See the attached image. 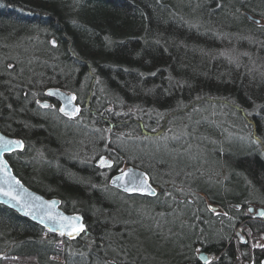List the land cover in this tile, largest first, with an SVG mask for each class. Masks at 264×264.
<instances>
[{
    "label": "trees",
    "instance_id": "trees-1",
    "mask_svg": "<svg viewBox=\"0 0 264 264\" xmlns=\"http://www.w3.org/2000/svg\"><path fill=\"white\" fill-rule=\"evenodd\" d=\"M159 1L167 3L168 0H72L70 9L65 6L66 0H0V130L27 144L28 154L24 150L8 157L10 162L15 158L16 173L25 177L22 174L32 161L24 160L28 155L34 158L35 153L47 156V172L51 176L42 179L47 182L45 186L38 187L40 193L60 199L66 212L77 211L84 216L89 235L85 233L80 241L67 242V247L72 243H81L79 246L82 247L83 243H91L90 240L98 237L104 240L107 254L115 256L112 253L115 249L118 252L128 251L125 245L120 244L126 238L122 236L126 230L121 227L120 230L109 232L110 221H107L108 217H120L119 208L107 194L117 191L110 188L107 180L123 162L146 171L152 183L163 186L164 192L168 191L173 196L177 195V188L199 183L200 176L198 173L191 174L193 168L190 162L188 165L181 162L183 157L180 156L176 162L173 156L166 155L165 150L160 157L145 153L152 151L150 138L135 140L145 145L139 154L128 156L120 152L119 147L125 144L127 138L134 140L131 135L136 128L129 127L134 118L139 119L137 121L141 127V123H145L148 132L152 125L158 126L156 123L151 124L153 120L150 118L148 120L146 116H139L144 110L154 111L167 119L172 117L170 112L174 113L173 116L179 115L176 121L187 128L186 136H192L189 143L198 146L193 151L182 148L190 157L189 160L193 159L198 167L208 170L209 165L201 158L211 159V167L226 173V179L222 181L223 192L217 193L222 201L215 200L208 190L194 191L202 192L208 200L220 204L227 214L223 217L225 225L233 220L228 229L222 228L228 237H231V229L235 225L245 222L246 216L242 212L244 203L258 204L264 208V153L257 151L264 145V30L259 33L260 26L252 24L241 14V10L257 14L254 7L261 5L264 8V0H203L202 14L197 7L195 16L199 19L193 17L192 20L177 16L173 9L169 10L168 5L163 6ZM203 15L209 19L207 23L201 18ZM44 29L49 32L42 34ZM49 34L57 37L59 52L71 49L77 58L72 59L66 53L63 56L57 55L58 50L51 48L46 40H41L45 48L40 50L41 43L37 39ZM39 53L40 56L44 53V56L36 60ZM85 55L88 57L86 64L94 69L90 77L86 74L87 68L83 70L84 64L79 62L84 60ZM98 61L103 65L109 63L110 66L108 69L102 64L98 67ZM66 64L72 66L65 67ZM79 71L83 73L79 74ZM80 85L85 86L87 91L86 96H82L87 98L84 99L87 100L86 114L82 116L91 119L95 117L93 112L98 114L109 108L113 111L116 109V112L122 110L121 116H111L117 118V121L122 120L124 125L119 127L109 142L105 141L107 138L102 139V135L98 139L99 136L92 133L77 134L75 129L79 125L78 120L71 122L58 115L53 117V111L37 106L36 98L43 97L42 91L47 86L73 89L78 97ZM98 88L103 94L101 99L95 100L91 94ZM208 98L217 103L236 104L244 111L245 122L249 123L246 131L241 132L248 137L247 142L243 143L245 147L242 144L225 143L226 135L218 128V133H214L211 127L203 125L200 129L206 132V138L202 140L196 134H190L188 129L191 130L192 126L189 124L197 121L198 116L193 117L185 111L191 105H199ZM134 110L139 113L134 114ZM240 116L235 113L230 117L231 122L243 125ZM61 123H74V127L65 130L59 127ZM91 126L96 125L92 123ZM233 129L232 132L237 131ZM143 131L141 128L140 132ZM140 132L137 130V133ZM69 133L74 135L71 138L75 141L76 149L82 157L88 159L87 163L77 159V152L65 149V140L71 139ZM251 134L254 143H258L257 149L249 140ZM210 135L220 148L207 143ZM165 143L177 154L178 149L174 148L172 142ZM60 151L64 154L58 155V152L62 153ZM101 153L110 155L115 161L112 168L100 170L90 162L96 156H101ZM181 155L184 156L183 153ZM163 157L169 160L165 161ZM103 176H107V179ZM230 178L236 179V182ZM243 181L247 185H242ZM227 189L233 192L238 189V193H233L238 195V199H226L228 195H224V192ZM184 203L195 211L196 204L200 203L201 213H197L200 218L205 217L217 224L222 221L218 217H209L210 212L203 206L201 198ZM232 203L240 204L242 211L229 209L228 205ZM228 215L230 217L227 218ZM217 224L216 233L221 228ZM243 230L249 236L258 232L264 237V219L246 221ZM209 236L208 239L206 236L203 238L206 246H201L202 251L212 255L220 254L211 264H236L239 261L260 264V259L264 257V247L252 249L249 242H233L221 252L223 246L219 248ZM55 239L56 236L52 234L41 236V229L35 224L0 205L1 257L15 256L27 262L47 264L39 260L45 256L49 262L55 263L52 260L53 254L61 253L55 249ZM210 243L214 245L213 251L209 250ZM188 246L189 249L192 247ZM7 247L12 250H6ZM182 249L184 253L179 256L184 255L181 261L183 264H199L196 255L189 249ZM241 252L244 254L240 257ZM84 254L82 252L80 255ZM115 257H112L113 264L116 261L134 264L129 259L115 261ZM78 258L76 253L70 255L66 264H70L69 261L72 264L75 260L80 261ZM92 258L87 259L88 264L97 261ZM5 261L2 263L5 264Z\"/></svg>",
    "mask_w": 264,
    "mask_h": 264
},
{
    "label": "rangeland",
    "instance_id": "rangeland-1",
    "mask_svg": "<svg viewBox=\"0 0 264 264\" xmlns=\"http://www.w3.org/2000/svg\"><path fill=\"white\" fill-rule=\"evenodd\" d=\"M75 1V0H73ZM178 2L179 5H181L183 8H190V10H195L199 5H203L202 2L203 0H192V5L188 2L189 0H176ZM72 0H66V7H71L72 6ZM230 3H232V1H230ZM194 4V5H193ZM233 4V3H232ZM61 5H64L63 3ZM196 5V6H195ZM234 7V6H233ZM257 10H254L255 13H251L245 10H241V14H243L245 16L246 19L249 20V22H251L252 24L256 25V26H260L259 27V33L262 32V30H264V8L261 7V5H257L256 7ZM70 9V8H69ZM185 9V11H187ZM198 11L195 12V14ZM183 14V13H182ZM181 14V15H182ZM195 14L193 15L194 17ZM183 16V15H182ZM180 16V17H182ZM185 17V16H184ZM188 17H185V19H187ZM193 18V17H192ZM192 18H189L192 20ZM71 19L73 20V18L71 17ZM195 20V18H194ZM196 21V20H195ZM261 30V31H260ZM45 31V32H44ZM49 32L47 30H43V33ZM47 36V37H46ZM45 37H41L38 38L37 40L40 41L39 43H41V40H46V43L51 47V48H55L59 50V44H58V40L57 37L54 36V34H49L46 35ZM33 37H31L30 41L32 40ZM36 39V38H35ZM29 41V42H30ZM53 42H55V46L53 45ZM44 43V42H43ZM42 45H45L41 43L39 49H44L45 47ZM63 48V47H61ZM43 52V51H42ZM68 54L67 56H70V58L75 59L77 58L75 54H73V51L71 49H64L61 52H59L57 55L63 56V54ZM42 56H44V53ZM30 58L32 56L28 55ZM40 56V53L38 54V57L36 60H40L42 57ZM21 58V57H20ZM88 57L85 55L84 56V60L79 61L81 64H84V69L86 70L87 68V75L90 77L94 74V69L89 65L86 64ZM69 59H67L65 62H67ZM59 62V60H58ZM32 63V62H31ZM30 63V64H31ZM52 63V62H51ZM49 62V64H51ZM63 63V62H61ZM48 64V65H49ZM102 63H100V61H98V64L96 66L100 67ZM103 65V64H102ZM72 65L66 64L65 67H71ZM105 66L104 68H107L110 66L109 63H107V65H103ZM33 67V66H32ZM63 70H64V65H63ZM97 68V67H96ZM108 69V68H107ZM81 70V71H83ZM79 71V74L83 73ZM74 73L76 72L75 70L73 71ZM42 74V73H40ZM57 86H47L43 89V93L42 96L40 98H36V103L37 106L40 108V102H42L41 100L44 98V96H47L45 94V91L47 89L50 88H56ZM59 88V87H58ZM81 88V90H80ZM86 87L83 85L79 86V96L77 97V95L74 93L75 90L73 89H67L65 88L64 90H62L64 93L66 92L67 94L72 95V97H75V100H73V103L75 104V107L77 109H79L78 112H76V114H74L72 117H68L67 115H65L64 113H62L60 111V105H58V103L60 104V101L57 100L55 101V107L49 106L50 109L53 111V117H55L54 115H58L61 116L64 119H69L71 122H75V121H79V125L78 127L75 129L76 133H80V134H87L90 135L91 133L93 135H97L100 137V135H102V139H106L105 141L109 142V139H111L112 137H114L113 135L116 134L117 131H119V127L123 126L124 123H121V121H117V116H121L122 114V110H118L116 112L113 110H107L106 112L102 111L99 112L98 114H96L95 112H93V114H95V117H91V119L89 117H84L82 115H85V109H86V102L87 100L84 101V99H87L86 97H82V96H86ZM61 90V89H60ZM100 88H98L97 90H95L94 94V98L95 100L97 99H101L102 98V92L99 91ZM81 95V96H80ZM90 95V97H91ZM41 99V100H40ZM46 101V100H45ZM205 102H208V104L206 105ZM202 102V103H198L199 105H191V107H188L187 110L185 111V113H189L192 114V116L197 117V121L195 122H191L189 125L190 127L192 126V129H188L190 134L194 133L196 134L201 140L206 138V132L204 130H201L200 128L204 125V126H209L211 127V131L214 133H218V130L216 128H218L219 130L222 131V133L224 132V134L226 135V140L224 141L225 143H232V144H242L243 147H245V143L244 141L247 142L248 137L246 135H243L241 132H245L247 129V126L249 123L245 122L246 118L244 115V111L241 110L236 104H232V103H224V102H215L214 100L208 98L207 101ZM85 105V106H84ZM195 106V107H194ZM226 106V107H225ZM193 107V108H192ZM197 107V108H196ZM194 108H196L195 110H193ZM42 109V108H41ZM57 111V114H56ZM60 111V112H59ZM126 111V110H124ZM123 111V113H124ZM128 111V110H127ZM131 111V109L129 110V112ZM55 112V113H54ZM104 112V113H103ZM134 112V114L139 113L138 111H132ZM156 112L152 111L148 112L146 110L142 111V113L139 116H146L149 120H153L151 122V124L156 123L158 126L154 127L153 125L150 127L151 131L148 132V130H145V123H141L142 127L139 126V122L137 120V118L133 119V122L129 125V127H133L136 128V131L134 133H132L131 137L134 139L133 141L130 138H127V140L125 141V144H121L122 146L119 147V150L121 153H125L128 154V156H133L135 154H139L141 152V148L144 146L141 144H139L137 141L135 140H139L143 139V138H150V143L153 147H150L152 149V151H146L145 153L149 154L150 156L154 157H160L161 156V152H166V155H171L173 156V160H175L177 162V160H180V156L183 157V159L181 160V162H183L185 165H188V163L190 162L191 164V168H193V170L191 171V174L194 173H198V176H200L199 179V183L195 184V185H191L189 183V185H187L185 188H177V195H171L167 192H164L165 188H162L163 186H158L157 184H154L150 181L148 174L146 173V171H143L146 174L147 177V181L149 182V184L151 185V187L153 189H155L156 191V195H141V194H129V193H125L122 192L121 190H119L117 187L115 186H111L109 181L112 178L113 175L115 174H119L121 172H123V170H125L126 168L132 167V168H137V167H133L131 165H129L127 162H123L118 169L115 170V172H113L111 175H109V178L107 180L108 185L110 186V188L113 190H116L117 192L113 191V194H108V196L110 195V198L112 199L111 201H113L114 204L117 205V207L119 208L120 211L119 215L120 217H116L113 216L112 219H110L109 217L107 218V221H110L109 224V232L113 231H117L121 229L122 225H133L134 227L131 228V230L128 232L127 231V235L125 239V241H123V243L119 242L120 244L123 245H127V252H118L117 249H115V251H113L112 253L115 254V256L113 254H107L105 252L106 247H104V240L102 239H94V240H90L92 241L91 243H83L82 247H80L79 245L76 244H69V246H66L67 242H72V241H80L82 239V237H84L85 233H87V229L88 227H86V222L84 219V216H82L79 212L74 211L71 213H68L64 210V208L62 207V203L61 200L56 198V197H46L44 195L41 196L44 197L45 200L48 199H56L59 202V205L57 206L59 210H61L63 213H65L66 215H76L77 217L80 218L81 220V224L83 225L84 230L82 232H80L79 234H77L76 236L72 237V239L68 238L65 235H61L58 232H53V231H49L46 227H45V232L42 235L44 237L45 236H50L51 234L56 236L57 239L56 240V250H58L59 254H53L52 256V260L55 263L49 262L45 256H43V260L41 259L42 262H46L47 264H66L67 259H70V255L73 254H77L79 256V258L77 260L80 261H74V264H88L89 261L87 259H89L88 257H93V255H95L96 259H97V263H103V264H113L114 263V257H115V261L116 259H118V261H122V260H127L129 259L130 261H133L134 264H183V262H181L184 259V255L179 256L181 253H184L182 248H185L184 250L188 251L189 249V244L187 242V240L191 239V235L192 239H196V241L192 243V247L189 249V251H191L192 254L196 255L199 264H204V262L202 261L203 259H207L210 264L212 262H214L215 259H217L220 254L217 255H212V254H208L205 251H202V247L199 244V242L201 240H203V238L206 236H208V234L205 232L207 229H209L208 227H211V225H213V222L207 221L205 217H199V215L197 214L198 212L201 213L200 211V203L196 204V208H197V212L192 209L191 207H189L187 204H185L184 202H192V200L194 199H202L203 200V204L205 206V209L210 212L209 217H218V220L221 219L223 221V217H225V210L220 206L217 205L216 203H213L212 200H208L206 198V195L202 192H197L194 191V189H205V191H209L211 193V195L215 196L217 195L218 191H220V193L222 194V181L224 179H226V173H224L223 170L220 171V169H216L210 166V164L212 163L211 159H205V158H201L203 160V162H205L206 164H208L209 168L208 170H204L203 168L198 167L195 163H193V159L192 161L189 160V156H187V154L184 153V151L182 150V148L186 151H193V148H198V146L193 145V143H189L191 142L189 140V138L186 136V129L183 128V125L179 124V122H177L176 120L179 118V115L176 116L177 114H175V116L172 115V117H169L168 119L165 118V116L163 115H159V114H155ZM186 113V114H187ZM216 113V114H215ZM235 113H238L242 116H240V118L242 119L241 121L243 122V125L238 123V122H231L230 117L234 116ZM113 114V116H115L114 118L111 117ZM183 116H185L183 113L181 114ZM107 116V117H106ZM178 117V118H176ZM112 121H109V120ZM155 120V121H154ZM129 122V121H128ZM92 123L96 126L92 127ZM97 123V124H96ZM173 123V124H172ZM65 126V123H63ZM76 124V123H75ZM91 124V125H89ZM236 125H241V127H238ZM126 128L127 125H125ZM160 126V127H159ZM59 127H61V124L59 125ZM74 127V123L73 125H68L67 128L69 130H71V128ZM63 128V127H62ZM65 128V127H64ZM65 128V130L67 129ZM143 128V132H140V129ZM235 128V130L232 132ZM137 130H139L140 133H137ZM154 131V132H153ZM73 132V131H70ZM0 133L1 132L0 130ZM6 136H8L11 139H15L18 141H21L23 144V147L18 150V149H14L13 152L11 153H6L3 154L6 162L8 164V166H10L11 171L13 173L14 176H18L21 178V176H19L16 173L15 170V164H16V160L15 158H13L10 162V160L8 159L9 155L11 154L13 155L14 153H21V152H26L27 148V144L22 141L20 138L18 137H12L10 135H7L6 133H3ZM77 134H75V136H77ZM55 135V134H54ZM57 135V134H56ZM68 136L71 138H73V134L69 133ZM55 136H53L52 138H54ZM71 138V139H72ZM208 139H210L212 141V143L210 142V140L207 139V143L209 145H212L214 148H216L215 146L219 145L217 144V141L214 140V138L210 135L209 137H207ZM67 139L64 142V145L66 146L65 149L70 152L75 151V153L77 152V159L80 158V161H83L85 163H87L86 161L88 159H85V157H82L81 153H78L79 151H77L76 149V144L74 143L75 141H73V139ZM161 140V141H160ZM250 142L251 144H255V148L256 144L258 143H254V138H253V134H251L250 137ZM78 141H82L80 139H78ZM120 142V141H119ZM165 142H172L174 144V148L177 150L178 152L177 154L175 152H173L172 148L167 146ZM236 142V143H233ZM253 142V143H252ZM79 143V142H78ZM138 143V144H137ZM204 144V142H203ZM120 145V144H119ZM229 146V145H228ZM259 147V146H258ZM260 150H257L259 152H261L262 154L264 153V145L263 147H260ZM60 149V148H59ZM180 149V150H179ZM87 149H84L83 151H86ZM157 150V151H156ZM143 151V150H142ZM181 151V152H180ZM57 152V151H56ZM62 152V151H60ZM74 153V152H73ZM183 153L184 156H182L181 154ZM191 153V152H190ZM26 154V153H25ZM27 154H28V150H27ZM64 154L59 153L58 155ZM65 154H67V152H65ZM106 153H101V156H96L97 158H94V160L90 161L93 162V164L95 165V167H97L100 170H104V169H110L112 168L113 164L115 161H113L112 157H110V155H105ZM27 156V155H25ZM35 158L33 157V155H28L27 157L24 158V160H32L31 163L28 165V168L26 170L27 176H28V181L26 183L21 182L22 186L24 187L25 190H31L32 192L34 191H39V186L43 187L46 185L47 180H42L45 177L48 178L49 176H51V173L47 172V163L45 159H47L46 157H44L43 155H37L36 153L34 154ZM196 157V156H194ZM34 158V159H33ZM83 158V159H82ZM164 158V157H163ZM185 158V159H184ZM101 159L107 161L108 163L111 164V167H107V166H101L100 161ZM165 161L169 160L167 157L164 158ZM78 160V161H79ZM51 161V160H50ZM198 161V159H197ZM199 162V161H198ZM27 165V164H26ZM57 166V165H56ZM223 168V167H222ZM221 168V169H222ZM138 170H141L140 168H137ZM217 170V171H216ZM105 173V172H103ZM105 177V179H107V176H103ZM231 179V178H230ZM228 180V179H227ZM235 181L236 179H231V181ZM236 182V181H235ZM242 185H247V183H245L243 181ZM230 186V185H229ZM22 187V188H23ZM20 187L16 188V190L18 191ZM189 189H193V191L189 190ZM25 190H23L22 194H25ZM227 190L229 191V193L227 192ZM224 192V195H229V194H233V193H238V189H235L234 192L231 191L230 189H227ZM19 192V191H18ZM21 194V195H22ZM39 194V195H40ZM156 199V200H153ZM1 206H3L4 208H7L9 210H11L15 215L17 214L20 218H24V216L21 215V213L17 210V209H13L12 207L8 206V205H4L3 203H0ZM247 206H251L254 208V212L251 213V217L255 218L256 221H261L263 218H258L261 215H257L259 212L258 210H262V212H264V208L258 204H246ZM211 206V207H210ZM209 207V208H208ZM229 209H235L237 212L242 211V207L240 206V204L235 203V204H231L228 205ZM219 208V209H218ZM252 208V209H253ZM123 210V211H122ZM194 210V211H193ZM247 212V211H245ZM243 212V213H245ZM122 214V215H121ZM209 214V213H208ZM251 221V220H249ZM220 222V221H219ZM226 222V221H225ZM37 223V222H36ZM245 222H239V224L235 225L231 231V238H230V242H238L239 244H246L247 242H249L250 247L252 249L254 248H259V247H264V237L261 233L256 232V234H252V236L247 235L246 231L243 230V228H241L243 226ZM38 225H41V223H37ZM237 227V228H236ZM86 231V232H85ZM252 231V230H251ZM254 232V231H252ZM51 233V234H50ZM89 235V234H88ZM87 235V237H88ZM90 237V236H89ZM185 242V243H184ZM71 245V246H70ZM10 248L7 247L6 250ZM12 250V248L9 249V251ZM84 252V255H80L82 252ZM105 252V253H104ZM120 253V255H119ZM186 253V252H185ZM242 254L240 255V257L244 254L243 252H241ZM70 254V255H69ZM102 257V258H101ZM113 257V258H112ZM189 257V256H188ZM104 258V259H103ZM96 259L92 258L93 261H95ZM176 259H180L177 260ZM6 260L5 264H37L35 261H24L17 259V257L15 256H5V257H1L0 254V264H3L2 262ZM176 261V262H175ZM70 264H72V261H69ZM95 262V264H97ZM240 264H251L249 262H245V261H239ZM264 257L262 259H260L259 263L260 264H264ZM116 264H122L121 262H117ZM124 264H130V263H124ZM239 264V263H236Z\"/></svg>",
    "mask_w": 264,
    "mask_h": 264
},
{
    "label": "water",
    "instance_id": "water-1",
    "mask_svg": "<svg viewBox=\"0 0 264 264\" xmlns=\"http://www.w3.org/2000/svg\"><path fill=\"white\" fill-rule=\"evenodd\" d=\"M51 93V95H49ZM45 94L50 98H57L61 102L60 109H65V112L74 113L76 112L75 105L73 106V100L71 103H69V100L71 99L72 95L64 93L62 90L58 88H50L45 91ZM45 103V102H44ZM44 103L40 102V105H44ZM47 103V102H46ZM62 112V111H61ZM65 112H62L65 114ZM75 114V113H74ZM69 116V115H68ZM72 116V115H71ZM69 116V117H71ZM0 137H3L6 140H12L16 141L15 139H11L8 136H6L3 133H0ZM14 149L20 150V147H16ZM14 149H10L9 151L0 153V161L6 162V159L3 154L11 153ZM7 163V162H6ZM123 173H127L123 180L117 179L121 176L122 172L119 174H115L110 179L109 183L111 186L117 187L119 190L125 193L129 194H141V195H149L147 194V187H145V191L139 192H129L125 191L124 185L127 184L129 188L140 186L141 180L146 177V174L142 170H138L137 168H126L123 170ZM7 181V183H6ZM18 178L13 175L10 166L7 164V176H5V171L3 169V165L0 164V189H3L5 191L10 190L12 192V195H15L18 200L21 201V203H17V200H12L10 197H6L2 194H0V203H3L4 205H8L12 207L13 209H17L22 215L28 216L29 218L33 219L35 222H39L42 225H44L49 231L58 232L61 233V231H65V233L70 229H64L61 226L66 224L69 221H72V218L77 217L76 215H66L61 210L58 209L59 202L56 199H48L45 200L44 197H42L39 194H34V192L30 190H25L22 186L21 182L16 183ZM129 181H134L133 183H129ZM149 184V182L147 181ZM18 191L16 188H18ZM23 187V188H22ZM23 190H25V194L23 193ZM22 194V195H21ZM23 205V206H22ZM258 214L262 212V210H258ZM49 217H52L50 219ZM62 218H68L67 221ZM79 218V217H78ZM78 224H81V220L79 218ZM77 234H73V237ZM68 238H70L67 234H65ZM72 239V238H70ZM205 259L202 261L204 262ZM264 263V262H263Z\"/></svg>",
    "mask_w": 264,
    "mask_h": 264
},
{
    "label": "bare ground",
    "instance_id": "bare-ground-1",
    "mask_svg": "<svg viewBox=\"0 0 264 264\" xmlns=\"http://www.w3.org/2000/svg\"><path fill=\"white\" fill-rule=\"evenodd\" d=\"M163 6H167L168 8H169V10L170 9H173V12L177 15V16H185V17H188V18H192V17H194L193 15L195 14V12H196V10H187L186 8H183L181 5H179L178 4V2L176 1V0H168L167 1V3H165L164 1L163 2H161V1H159ZM191 5H192V0H189L188 1ZM161 5V6H162ZM194 5V4H193ZM162 6V8L164 9V7ZM196 6V5H195ZM203 5H199V6H196V7H198V10L200 11V13L202 14V10H203V7H202ZM166 8V7H165ZM185 9L187 10V11H185ZM183 13V14H182ZM182 14V15H181ZM205 15H203V17L201 16V18L204 20V22H206L207 23V21L206 20H209V19H205V17H204ZM196 19H199V18H197V17H195ZM49 87H51V86H49ZM56 88H58V87H56ZM58 89H61V90H64V89H62V88H58ZM41 100V99H40ZM46 100V101H45ZM58 99L57 98H50V97H48V96H44V98L41 100L42 101V103H44V104H46V105H48V107H42V106H40V108H42L43 110L44 109H46V110H48V111H52L51 109H50V107L49 106H52V107H55V101H57ZM47 102V103H46ZM203 102V101H202ZM58 105H60L59 107H61V102H60V104L58 103ZM75 104L73 103V106H74ZM60 109V108H59ZM60 111H61V109H60ZM59 111V112H60ZM77 112V111H76ZM76 112H74L75 114H76ZM50 113V112H49ZM74 113H72V116L74 115ZM170 114H171V116L174 114L173 112H170ZM66 115V114H65ZM68 116V115H67ZM71 116V117H72ZM69 117V116H68ZM66 126V127H65ZM64 126V124L63 123H61V127L60 128H67V126L68 125H65ZM98 139H101V136L100 137H98ZM9 156L11 155V154H8ZM25 174H28V173H26V172H24V174H22V175H24L25 177H18V176H16L17 178H18V180L20 181V182H23V183H26L27 181H28V176L27 175H25ZM30 190V189H29ZM31 191V190H30ZM218 192H220L219 190H217ZM34 194H40V192H36V191H34ZM241 195H243V193H240ZM41 195V194H40ZM214 197V199L215 200H218V201H222L223 199L222 198H220L218 195H215V196H213ZM238 199V195H233V194H229L227 197H226V199H231V200H235V199ZM213 202V201H212ZM213 203H216V202H213ZM217 205H220V204H218V203H216ZM233 204H235V203H232V205ZM246 204H249V203H244V205L242 206L243 207V211L242 212H245V211H247V212H245V213H243L244 214V216H246V218L244 219L245 220V223L243 224V226L241 227V228H243L244 226H245V224H246V221H249V220H251V221H254V222H256V220H255V218H253V217H251L250 215H251V213L252 212H254V208L253 207H251V206H247ZM204 206V205H203ZM205 207V206H204ZM211 207V206H210ZM209 208V207H208ZM253 208V209H252ZM219 209V208H218ZM250 209H251V211H250ZM22 215V214H21ZM227 214H225V216H226ZM22 216H24V215H22ZM228 217H230L229 215L227 216V218ZM258 218H263V216H260V217H258ZM23 219H25V220H28L31 224H35L38 228H40L41 229V236L44 234V232H45V226L44 225H38L33 219H31V218H29L28 216L26 217V216H24V218ZM207 221H209V220H207ZM210 222H213V225H211V227H208L209 229H207L205 232L208 234V235H211V236H209L210 237V239L211 240H214L213 242L215 243V245H219L220 247L219 248H221L222 246H223V250L221 251V252H223L227 247H229V246H231L232 244V242H230L231 240H230V236L228 237L227 236V233L226 232H224L225 231V229H222V228H229L230 227V225H231V223L230 222H233V220H229L227 223H226V225L224 224V221H220L218 224H217V222L216 221H211L210 220ZM216 224H217V226H221V228L220 229H218V233H216V230H215V226H216ZM254 224V223H253ZM122 225V228H124V230H126V231H123V233H122V236H125L126 234H127V231L129 232L130 230H131V228L132 227H134L133 225H131V226H129V225H123V224H121ZM237 228V227H236ZM38 229H36V231H37ZM51 234V233H50ZM120 235H121V233H120ZM192 236L193 235H191V239H189V240H187V242H188V244L189 245H192V243H193V241L195 242L196 241V239H192ZM44 237H45V235H44ZM222 238V239H221ZM206 239H208V237L206 238ZM124 241H125V239H124ZM185 243V242H184ZM199 244L203 247V246H206V244L204 243V241L203 240H201L200 242H199ZM105 245V244H104ZM125 247H127V245H125ZM213 249H214V245H212L211 243H210V249L209 250H211V251H213ZM89 259L91 258L90 256L88 257ZM93 258L94 259H96V257H95V255H93ZM40 259H43L42 258V256L39 258V260ZM53 259V258H52ZM97 260V259H96ZM153 263H154V261H152ZM152 263V264H153ZM237 263H239L240 264V262H237Z\"/></svg>",
    "mask_w": 264,
    "mask_h": 264
},
{
    "label": "snow or ice",
    "instance_id": "snow-or-ice-1",
    "mask_svg": "<svg viewBox=\"0 0 264 264\" xmlns=\"http://www.w3.org/2000/svg\"><path fill=\"white\" fill-rule=\"evenodd\" d=\"M53 45L55 46V42H53ZM49 95H51V93H49ZM72 100H75L74 96L71 97V99L69 100V103H71ZM41 106L42 107H48V105H46V104L41 105ZM61 111L65 112V109L62 108ZM76 111L78 112L79 109H76ZM65 114L69 115V116L72 115V113H70V112H65ZM16 147L22 148L23 147L22 142L18 141V140H16V141L6 140L3 137H0V153L9 151L10 149H14ZM0 164L3 165V169L5 171V176H7V163L3 162V161H0ZM100 164H101L102 167L103 166L111 167V164L108 163L107 161L103 160V159H101ZM126 175H128V174L122 172L121 176L118 177L117 179L123 180ZM133 182L134 181H129V183H133ZM6 183H7V181H6ZM16 183H19V181H17ZM144 186L147 187V194L153 195V196L156 195L155 189H153L151 187V185L147 183V177H144V179L141 180L140 186L129 188L127 186V184H125L124 188H125V191H129V192L139 191V192L143 193L145 191V187ZM0 194L4 195L6 197H10L12 200H17V203H21V201L18 200L15 195H12V192L10 190L5 191L3 189H0ZM250 211H251V209H250ZM260 215L264 216V212H261ZM49 218L52 219V217H49ZM62 219L67 221L68 218H62ZM78 221H79V218L78 217H74V218H72V221H69L66 224L62 225L61 226L62 228L70 229V230H68L66 233H65V231H61L60 234L61 235L67 234L70 238H72L74 233L75 234H79L80 232H82L84 230L83 225L82 224H78L77 223ZM50 230H52V229H50ZM204 264H210V262L207 259H205L204 260Z\"/></svg>",
    "mask_w": 264,
    "mask_h": 264
}]
</instances>
